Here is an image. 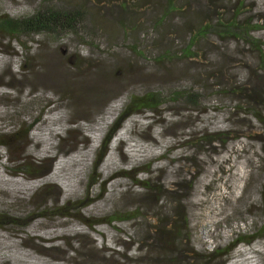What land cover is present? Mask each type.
Wrapping results in <instances>:
<instances>
[{"label":"rangeland","instance_id":"374dc122","mask_svg":"<svg viewBox=\"0 0 264 264\" xmlns=\"http://www.w3.org/2000/svg\"><path fill=\"white\" fill-rule=\"evenodd\" d=\"M52 3L82 9L89 35L0 33V264H264V0ZM229 21L252 31L197 34ZM148 90L164 103L125 121L89 179L104 124Z\"/></svg>","mask_w":264,"mask_h":264},{"label":"trees","instance_id":"16d2710c","mask_svg":"<svg viewBox=\"0 0 264 264\" xmlns=\"http://www.w3.org/2000/svg\"><path fill=\"white\" fill-rule=\"evenodd\" d=\"M197 1L199 3L196 4L200 5L201 0H197ZM169 6L172 8L170 4ZM169 6L167 7V10H169ZM191 10L193 11L194 9ZM81 11L82 9L79 8L69 11L55 6L54 3H52V0H40L34 7L30 8L28 13L19 16L10 17L0 12V33L5 34L6 37L9 38L22 37L23 35H27V34L37 38L45 37L51 39L54 44L57 41L67 39L71 36L73 37L74 35H77L80 31L88 33L86 30H84V23L86 19H83L84 15L82 14ZM206 30H209V32L219 37H231V38H239L240 36L242 37L244 35H245L244 37H246L248 33L252 31L251 29H248L247 25L245 27H239L234 22L229 21L226 23H222V22L206 23V25H204L201 28V30L197 32V34L198 35L205 34ZM20 47H21L20 54L22 55L26 49L23 44H21ZM191 47H192L191 44L186 46L184 52L188 54ZM183 93H184L183 91L171 90L170 94L169 92H167L166 95L169 97L177 96L178 98L180 97L183 98L184 96ZM163 96L164 95L160 94L159 92L157 93L154 90H148L140 96L130 95L125 98L124 102L122 103V106L119 107L114 118L111 119V121H109L108 124H104L103 130H101V135L98 141L99 143L97 144V148L95 149L96 159L92 165L89 179H91L92 175L96 172V170L103 162L102 159L103 158L105 159L106 156L108 155L106 153V147L107 145H109L111 141L115 140L117 135H119L120 131H122L123 124L125 123V121L135 113H139L146 110L156 111V109L164 103V101L162 102ZM34 124L35 122L30 123L27 126V128L24 130V132L22 129L16 130V133L12 135L11 138L21 135L27 136L29 131L34 126ZM6 143L7 142H5L4 146L8 145ZM135 176H137V174H134V176L126 175L125 177H128L131 180H133L136 186H139L142 189H147L148 185L146 183L149 181L147 180V182H142L138 179L136 180ZM94 183L98 184V181ZM99 195L100 194L97 195V198H99L98 197ZM90 203L92 202L83 205L82 208L87 207L88 205H90ZM136 217L137 215L129 216V217L110 216L108 217V219L104 221L95 222L93 224L88 223V226L92 229L94 228V226L102 225V224L114 225L117 222L121 223L125 221H131ZM262 232H264V226L262 227ZM250 236L252 237V240L258 237L253 234H251ZM181 237L182 236L179 233L175 234L174 242L175 243L180 242ZM250 241L251 240H248V238L241 236L235 238V242L232 243L231 245L232 247H234L236 244L240 242L249 243ZM230 251L231 250L229 249L228 251L226 250V252L223 253L222 256L227 255ZM215 253H217V251H215ZM122 259L124 260L125 256H123ZM103 261L111 264L113 263V256L112 257L109 256L108 259Z\"/></svg>","mask_w":264,"mask_h":264}]
</instances>
